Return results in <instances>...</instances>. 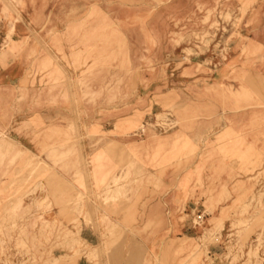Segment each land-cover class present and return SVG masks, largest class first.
Returning <instances> with one entry per match:
<instances>
[{"label": "rangeland", "instance_id": "374dc122", "mask_svg": "<svg viewBox=\"0 0 264 264\" xmlns=\"http://www.w3.org/2000/svg\"><path fill=\"white\" fill-rule=\"evenodd\" d=\"M28 8L0 0V17ZM55 15L59 56L0 38L30 65L1 95V264L12 242L18 264H73L80 216L143 264H264V0H64Z\"/></svg>", "mask_w": 264, "mask_h": 264}, {"label": "crops", "instance_id": "0c3cea01", "mask_svg": "<svg viewBox=\"0 0 264 264\" xmlns=\"http://www.w3.org/2000/svg\"><path fill=\"white\" fill-rule=\"evenodd\" d=\"M29 3V8L27 10L21 11V19L20 20H11L9 18L0 17V38L4 40V38L11 36L14 40L19 41L21 38H26L29 35V43L32 44V48L29 45V53L34 49V46H37V50L43 52L41 55H55L59 56L60 53L57 50L49 48L48 42L53 41L52 38H47L46 30H49V26L59 25L62 22L59 20L60 16H56L60 14V9L64 8V0H27V4ZM74 7V5H73ZM50 10H52L50 12ZM56 11V13H55ZM12 30V33L10 32ZM10 32V35H9ZM39 36V37H38ZM60 35H58V39ZM38 42V43H36ZM7 51V50H5ZM31 54H29L30 56ZM37 53L34 56H39ZM40 55V56H41ZM30 70L29 61L27 56L23 59H20L19 56L13 52H9L7 54L0 53V107L1 110L5 108V110H10V106H8L7 100L1 97V95L8 94L10 90H17L22 86V82L24 78L27 76ZM9 105H15L10 100ZM16 107V105H15ZM11 112V110H10ZM17 112L14 109L13 115ZM1 116V114H0ZM12 117V116H11ZM11 117L7 120H11ZM1 119V117H0ZM14 133V136L20 138V140L26 136V134L21 132H13V130H9V133ZM16 141V140H15ZM27 145V142H26ZM28 146V147H27ZM26 148L29 149V145ZM76 188H79L77 184ZM161 197L155 196L153 199V211H160L161 207ZM109 208V207H108ZM112 210V207L109 208ZM107 210L105 211L106 215H111L113 218V213ZM75 216L70 215V221ZM63 224H68L69 226L75 228L65 216L61 217ZM80 228L78 230L79 236L81 240L85 241L87 244L81 249V255L78 258H73V264H143L142 260H139L138 257L131 258L128 253H124V246L122 244H118L115 248H107L105 244V240L102 238L103 228L99 226V222L96 217L89 222L85 219L84 216L79 217ZM172 221V220H171ZM122 224V223H120ZM177 224V223H176ZM175 222H171L169 226V233L178 231ZM21 229V228H20ZM20 229L15 232H11L13 234V238H18L17 235ZM183 230V228H181ZM26 233V243L27 248H29V224L26 222L25 229ZM15 240V239H14ZM13 240V241H14ZM16 242L11 243L10 250L12 251V260L14 264H18L22 260L25 262L29 261V254H21L19 253L22 249L18 248L15 245ZM100 246V247H99ZM155 248V247H154ZM121 250L120 254L119 251ZM122 253V254H121ZM68 256L71 257L70 250L63 249H55L53 251V258L57 259L58 257ZM151 259V258H150ZM153 260V264H162V256L159 257L153 256L151 259ZM223 260H220L222 263ZM2 263V259L0 258V264ZM152 263V262H151Z\"/></svg>", "mask_w": 264, "mask_h": 264}]
</instances>
